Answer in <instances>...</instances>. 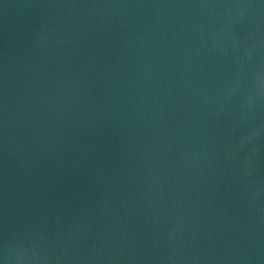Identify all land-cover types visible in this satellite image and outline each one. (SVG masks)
Instances as JSON below:
<instances>
[{"label":"water","instance_id":"water-1","mask_svg":"<svg viewBox=\"0 0 264 264\" xmlns=\"http://www.w3.org/2000/svg\"><path fill=\"white\" fill-rule=\"evenodd\" d=\"M0 264H264V0H0Z\"/></svg>","mask_w":264,"mask_h":264}]
</instances>
